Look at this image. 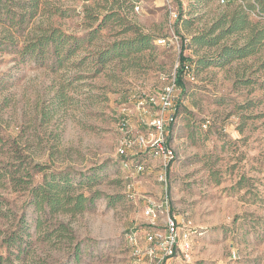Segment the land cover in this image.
<instances>
[{
	"label": "rangeland",
	"instance_id": "1",
	"mask_svg": "<svg viewBox=\"0 0 264 264\" xmlns=\"http://www.w3.org/2000/svg\"><path fill=\"white\" fill-rule=\"evenodd\" d=\"M3 3L16 19L26 14L18 31L0 22V243L24 233V252L12 263L130 264L128 233L138 228L143 242L144 196L161 199L162 184L155 156L118 153L122 126L127 122L134 135L148 132L149 116L137 101L177 76L183 50L192 74L178 85L168 136L177 154L169 167L170 212L191 221L196 233L191 249L170 264H264V44L246 58L204 66L197 60H211L218 46L191 43L244 1ZM52 27L82 37L77 51L61 67L51 65L49 47L39 61L22 59L23 46ZM142 36L147 48H121L100 61L104 50ZM130 158L143 160L145 170L125 166ZM52 180L66 185L65 194H99L78 212L38 209L30 191L50 188Z\"/></svg>",
	"mask_w": 264,
	"mask_h": 264
},
{
	"label": "trees",
	"instance_id": "2",
	"mask_svg": "<svg viewBox=\"0 0 264 264\" xmlns=\"http://www.w3.org/2000/svg\"><path fill=\"white\" fill-rule=\"evenodd\" d=\"M5 0H0V22L5 24L9 21L8 27L17 29V25L25 21L26 14H22L21 18L16 19V14L13 7L8 8V5L3 3ZM228 3L231 0H226ZM244 3H239L230 11L223 13L214 24L208 29L199 32L192 36L191 43L199 46L213 47L218 46L214 51L211 60L205 57H200L197 62L200 65H210L216 62L219 65H224L232 62L235 59L246 58L256 54L261 46L264 44V0H243ZM23 7V6H22ZM248 10H256L262 19L253 20L250 18ZM37 11V4L31 6L30 18H32ZM11 28L8 33H11ZM10 35H6V38ZM12 38V36H10ZM94 38V35L91 39ZM83 38L74 34H67L57 27H52L50 34L42 35L37 41H30L26 43L21 51L22 59H36L41 57L42 51L45 47L52 50L51 65L61 67L64 61L74 54L80 47ZM147 36L139 37L136 40H128L123 44L117 45L104 50L100 55L101 62L107 61L112 55L122 54L121 48L134 47L139 51L149 46ZM8 45L16 46L13 41ZM39 50V51H38ZM114 52V53H113ZM181 63L177 68L176 80L178 85H183V76L185 75V65L192 64L188 62V57L183 54L180 56ZM39 61V60H37ZM15 180V177H13ZM20 182L19 180H15ZM54 180L49 182L50 188L43 186L34 187L31 189V194L34 195L33 203L38 209H45L50 206L52 211L69 210L73 212L82 211L94 202L97 192L92 197H87L83 193L78 195L65 194L66 185L59 186ZM54 187H60L58 193L64 192V196L51 194ZM49 189V190H48ZM29 192V193H30ZM86 202L88 204H86ZM1 211V210H0ZM2 212H0V215ZM20 228L21 233L25 230L24 225ZM24 234V233H23ZM23 234L11 232L5 236L0 243L2 250L0 251V264H13L12 255L16 257L24 252Z\"/></svg>",
	"mask_w": 264,
	"mask_h": 264
},
{
	"label": "built area",
	"instance_id": "3",
	"mask_svg": "<svg viewBox=\"0 0 264 264\" xmlns=\"http://www.w3.org/2000/svg\"><path fill=\"white\" fill-rule=\"evenodd\" d=\"M191 68L190 64L185 65V75L191 76ZM178 92L179 86L174 75L159 91L139 98L137 107L149 116L144 119L148 130L146 134L134 135L127 122L122 126L124 137L119 144L118 153L125 157L138 152L155 156L160 162L157 179L162 184L161 199L144 196V216L149 229L144 234L143 242L138 228H133L128 233L131 248L130 264H170L172 258L191 249L192 236L196 233L191 221H181L177 215L170 212L169 167L177 154L175 148L170 145L168 136L178 116L176 103ZM152 110L155 113L149 115ZM133 160L127 159L123 164L134 172H143L145 162L141 159L135 162Z\"/></svg>",
	"mask_w": 264,
	"mask_h": 264
}]
</instances>
